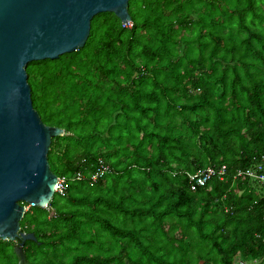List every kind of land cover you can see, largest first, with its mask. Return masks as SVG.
<instances>
[{"label": "trees", "instance_id": "1", "mask_svg": "<svg viewBox=\"0 0 264 264\" xmlns=\"http://www.w3.org/2000/svg\"><path fill=\"white\" fill-rule=\"evenodd\" d=\"M86 44L27 65L34 107L68 177L21 229L32 264H264V0H130ZM100 157L112 169L91 179ZM225 164L192 190L189 174ZM82 172L85 178L73 179ZM28 205L27 203H25ZM0 238V264H18Z\"/></svg>", "mask_w": 264, "mask_h": 264}, {"label": "water", "instance_id": "2", "mask_svg": "<svg viewBox=\"0 0 264 264\" xmlns=\"http://www.w3.org/2000/svg\"><path fill=\"white\" fill-rule=\"evenodd\" d=\"M129 1L0 0V238L18 241V264H32L23 246L37 237L21 220L28 206L47 207L55 195L58 174L48 152L53 137L65 134L34 107L27 65L82 48L98 13L129 24Z\"/></svg>", "mask_w": 264, "mask_h": 264}, {"label": "built area", "instance_id": "3", "mask_svg": "<svg viewBox=\"0 0 264 264\" xmlns=\"http://www.w3.org/2000/svg\"><path fill=\"white\" fill-rule=\"evenodd\" d=\"M111 165L106 162L103 157H100L97 164V170L90 172L91 179L96 180L106 175L111 171ZM227 172V166L225 164L218 167L208 166L206 168H200L194 173L189 174L191 189L195 190L197 187L205 186L214 176L224 179ZM236 176H247L256 180L259 184L264 185V162H258L254 167L247 169H239ZM85 175L82 172H78L73 179L82 180ZM68 177L65 175H58V182L55 193L64 194L67 190ZM29 207V206H28Z\"/></svg>", "mask_w": 264, "mask_h": 264}, {"label": "rangeland", "instance_id": "4", "mask_svg": "<svg viewBox=\"0 0 264 264\" xmlns=\"http://www.w3.org/2000/svg\"><path fill=\"white\" fill-rule=\"evenodd\" d=\"M256 263H257V264H260V261H259V259H258V260H256ZM246 264H248V263H246ZM249 264H253V263H252V261H251Z\"/></svg>", "mask_w": 264, "mask_h": 264}]
</instances>
